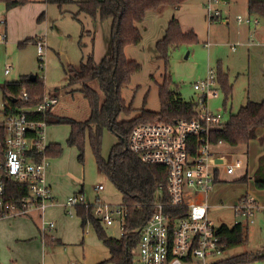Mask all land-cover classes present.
Instances as JSON below:
<instances>
[{"label":"rangeland","instance_id":"obj_1","mask_svg":"<svg viewBox=\"0 0 264 264\" xmlns=\"http://www.w3.org/2000/svg\"><path fill=\"white\" fill-rule=\"evenodd\" d=\"M77 1L79 0H66L60 5L49 0H29L10 9L0 1V21H7V26L0 24V33H7L6 40L0 42V84L19 80L23 75L37 74L43 79L46 91L60 94L58 108L61 115L85 120L90 116L88 102L79 83L69 84L67 71L73 68L78 70L81 61L90 53H93L97 62L111 55L112 19L102 20L99 14L93 18L85 12H80ZM209 1L182 0L179 7L164 5L159 7L162 12L155 11L159 8L146 12L144 21L138 25L143 34L142 41L137 45L130 44L125 47L127 58L137 60L142 69L133 75L131 82L123 89V98L127 105L132 104V111L130 114L121 113L119 120L136 117L144 108L160 110V86L164 82L166 68L156 43L164 36L174 14L183 29H193L199 39L196 42L182 41L170 47L169 89L179 92L185 100L195 103L201 93L194 88V83L204 79L208 71L213 69L217 74L218 95L208 98V106L210 110L223 116L222 122H227L231 114L238 112L248 100L264 99V49L247 45L248 34L244 30L245 25L236 19L240 14L257 15L249 11L248 0H219L216 4L212 1L214 6L220 8L222 16L230 22H211L208 18ZM259 18L256 37L261 40L264 21ZM38 40L44 41L42 56L38 52ZM237 43L236 50L233 51L231 46ZM6 63L11 65L9 74L5 73ZM220 73L226 75L232 86L229 96L219 81ZM90 85L99 92L102 99L103 92L99 82L93 80ZM3 101L0 89V114ZM47 131L51 133L52 141L62 146L61 153L51 157L48 170L56 178L60 194L62 193L58 195V201L65 204L68 197L83 186L87 203H95L97 196L101 202L110 206L123 203L121 192L98 167L88 134L85 140L84 162H81L77 147L67 142L70 132L68 124H49ZM117 141L118 136L111 129L102 130L101 153L104 157L109 156ZM213 151L218 156L226 157L230 163L239 159L243 162L242 168L234 174L223 175V179L216 183L209 194L211 210H215L213 216L217 218L218 225H222L221 219L227 223L233 219L230 209L219 208L218 205L238 206L241 204V197L247 196L255 199L262 207L249 218L247 241L229 249L220 259L247 252L253 256L249 264H264V187L258 186L254 180L260 156L264 153V140L254 139L248 145L238 146L222 142L215 145ZM246 174L247 179H241ZM99 184H102L104 189L97 194L95 187ZM65 207L63 213L67 218L76 220L77 231H73L72 223H67L61 228V238L57 233L61 222L53 219L56 227L49 232H53L54 236L62 241H50L45 248L47 254L44 259L40 253L37 255L32 252L36 250L35 243L32 244L30 240L18 242L9 237L20 225L23 226L28 216H17L16 219L14 216L4 217L5 219L0 221V264H98L108 259L109 249L99 239L93 224L89 222L83 227L76 207ZM67 210L72 211L73 215ZM49 216L46 219L52 220ZM240 220L245 222L246 217H241ZM43 224L41 221L42 230L48 229V226ZM101 224L108 236H120V229L116 225L108 226L104 222ZM195 260L197 263L198 259ZM212 260L215 258L208 257V261Z\"/></svg>","mask_w":264,"mask_h":264},{"label":"built area","instance_id":"obj_2","mask_svg":"<svg viewBox=\"0 0 264 264\" xmlns=\"http://www.w3.org/2000/svg\"><path fill=\"white\" fill-rule=\"evenodd\" d=\"M212 1L216 4L219 0L209 1V21L229 23ZM236 19L240 24L260 23L259 16L251 14H240ZM0 23L6 24V20L1 19ZM6 38V31H2L0 42ZM37 44L42 56L44 41L38 40ZM233 49H236L235 45ZM10 72L11 65L6 63L5 73ZM217 83L213 69L204 79L194 83V88L201 93L194 105L197 117L176 118L171 122H143L129 135L126 149L144 163L163 165L168 173L166 195L164 197L162 192L158 195L152 215L140 229L136 264H211L228 251L223 236L237 223H249L255 211L262 209L255 199L246 196L238 206L218 205L230 209L233 215L230 223L221 219L222 225L219 226L213 216L215 210H211L209 203L210 192L223 175L234 174L243 165L240 159L230 163L226 157L213 151L217 144L211 140V131L213 125L222 122L223 116L209 109L208 98L218 95ZM27 98L26 88L18 96L11 95L7 103L3 102L0 114V208L5 209L4 216L26 215L33 209L44 211L54 197L46 178L51 164L46 118L49 113H54L60 94L46 91L36 105H17ZM9 181L26 184L28 195L17 202L8 201L6 185ZM103 189L102 184L95 187L97 194ZM90 204L94 205V215L100 222L116 225L120 236L123 234L128 212L124 203L110 206L101 202L99 196L95 203H87L85 195L79 192L69 196L65 206ZM244 216L245 222L240 220ZM45 225L50 230L55 226L53 221H46ZM208 257L215 260L208 261ZM195 259H198L197 263Z\"/></svg>","mask_w":264,"mask_h":264},{"label":"trees","instance_id":"obj_3","mask_svg":"<svg viewBox=\"0 0 264 264\" xmlns=\"http://www.w3.org/2000/svg\"><path fill=\"white\" fill-rule=\"evenodd\" d=\"M8 9L23 5L29 0H0ZM60 5L66 0H49ZM182 0H79L77 4L80 12H85L96 18L98 14L102 20L111 18V55L97 62L93 53L81 61L78 70L67 71L69 84L79 83L86 98L90 116L85 120H78L71 116L49 113L47 123H64L70 126L67 142L76 146L78 158L84 162V149L87 134L95 155L96 162L101 171L110 178L116 188L121 192L123 203L127 205L128 212L125 219L126 227L119 237L108 236L100 220L94 215V205L76 206L77 215L81 218L82 226L92 223L99 239L108 247L110 257L98 264H136L135 252L140 240V229L147 222L154 210L158 195L167 192L168 173L160 164H147L139 157L126 149L132 129L143 122H171L176 118H195V103L185 100L181 94L169 89L170 74L168 73L169 49L173 44L182 41H198L197 33L191 29L185 31L180 20L173 16L168 24L164 36L156 43L160 58L163 59L166 72L164 82L160 86L159 111L144 108L133 118L119 120L121 113L130 114L132 104L127 105L123 98V89L131 82L133 75L140 72L141 64L135 59H129L125 53L127 45H137L143 39L139 24L145 19L146 12L164 5L179 6ZM248 9L264 21V0H248ZM42 61V60H41ZM23 75L19 80L7 81L0 84L3 93V102L7 103L11 95L18 96L26 88L28 98L25 102H14L18 106L36 105L42 101L46 92L44 81L37 74ZM97 80L103 98L99 92L90 85ZM219 81L227 96L232 92L225 74L220 73ZM226 105V104H225ZM226 108V106H225ZM37 118H40L39 116ZM264 127V99L262 101L248 100L238 112L231 114L227 122L213 125L211 140L214 144L220 141L231 146L248 145L257 137V130ZM104 128L111 129L118 136L109 156L101 153V137ZM62 146L59 143H50L48 155H59ZM241 179H247V174ZM256 184L264 187V155L260 159L257 174L254 176ZM26 184L9 181L6 185L8 201L17 202L28 195ZM83 192V191H81ZM246 196H242L243 199ZM6 213L0 208V216ZM249 223L239 222L233 230L223 238L227 242L226 249L245 243L248 239ZM49 243L50 240H47ZM264 256V253L263 255ZM253 256L247 252L235 254L219 259L211 264H249Z\"/></svg>","mask_w":264,"mask_h":264},{"label":"crops","instance_id":"obj_4","mask_svg":"<svg viewBox=\"0 0 264 264\" xmlns=\"http://www.w3.org/2000/svg\"><path fill=\"white\" fill-rule=\"evenodd\" d=\"M159 10H160V12H162V8H159V9H157L155 11H159ZM243 15H247V14H243ZM173 16H176V15L174 14ZM259 24H257V25H247V24H244L245 25V29L244 30L248 34V37H247V41H248L247 42V45L248 46H252V45L255 46L256 45V46L262 47L264 49V31H263L261 40H258L257 37H256V34H258V26H259ZM1 25H6L7 26V21H6V24H1ZM6 26H5V28H6ZM234 45L237 46L238 43L237 44H234ZM231 47H232V50L233 51L236 50V49L235 50L233 49V45ZM253 100L254 101H257L259 99H253ZM59 110H60V108H58V105H57V107L54 109V113L61 115V113L59 112ZM68 136H69V134H68ZM255 139L264 140V127L257 130V137ZM46 140L49 143H55L54 141H52V139H51V133L49 131L46 132ZM263 155H264V153L260 156V159H261V157ZM246 173H248V169H247V172ZM46 178H47L48 184L51 186V189L54 191V194H55V196L53 194V196H54L53 197V201L46 207V209L44 211H42L40 209H33L29 214L19 215V216H28V218H26V221L23 224V226L20 225V228H18L16 230V232H14V234H12L11 236H9L10 238H12V239H14V240H16L18 242L19 241H29L30 240V242H32V244L35 243V249L36 250H33L32 252L36 253L37 255L40 253L42 259H44L45 258V255L47 254L46 251H45V248L48 246L47 240H50V241H58V242L62 241L58 237L54 236L53 232H49V231H52L56 227L55 220H53V219H57L58 221L61 222L60 230H58V232H57L58 235L61 238H63V237H62V234H60V232H61V228L64 225H66L67 223H72V225L74 226V229H73L74 232L77 231V226H78L75 219H73V218H67L64 215V213H63V209L65 207V204H62V202L58 201V199H59V196L58 195H61L62 193L60 194V189H58L59 186L56 183L57 182L56 181V178L54 176H52L51 171H47ZM78 191L79 192L83 191L82 192L83 194L85 193L84 192V189H83V186H82V189H80ZM78 191H76V192L79 193ZM68 213H70V215H73V212L70 211V210L68 211ZM47 216L51 217L52 220H47L46 219ZM4 217H7V216H1L0 217V221L3 220V219H5ZM16 217L17 216H14L13 218L16 219ZM41 221L44 224L46 223V221H53L54 224H55V226L51 230L50 229H44V228L42 230V228L40 226ZM16 223H17V221H16ZM2 247L4 249H6V246L5 245H3ZM108 257H110V255Z\"/></svg>","mask_w":264,"mask_h":264},{"label":"water","instance_id":"obj_5","mask_svg":"<svg viewBox=\"0 0 264 264\" xmlns=\"http://www.w3.org/2000/svg\"><path fill=\"white\" fill-rule=\"evenodd\" d=\"M32 78H35L34 75H31Z\"/></svg>","mask_w":264,"mask_h":264},{"label":"bare ground","instance_id":"obj_6","mask_svg":"<svg viewBox=\"0 0 264 264\" xmlns=\"http://www.w3.org/2000/svg\"><path fill=\"white\" fill-rule=\"evenodd\" d=\"M219 226H221V225H219Z\"/></svg>","mask_w":264,"mask_h":264}]
</instances>
